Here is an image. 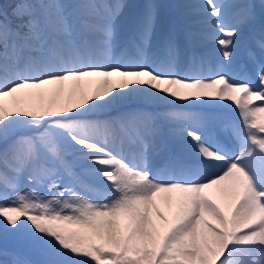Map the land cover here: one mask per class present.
Listing matches in <instances>:
<instances>
[{
    "label": "snow or ice",
    "instance_id": "6c2138e0",
    "mask_svg": "<svg viewBox=\"0 0 264 264\" xmlns=\"http://www.w3.org/2000/svg\"><path fill=\"white\" fill-rule=\"evenodd\" d=\"M164 7L0 4V237L37 257L0 264H264V0L259 19L251 0L180 5L207 33ZM245 31L255 79L233 67ZM209 37L227 63L204 76L183 42Z\"/></svg>",
    "mask_w": 264,
    "mask_h": 264
},
{
    "label": "rangeland",
    "instance_id": "374dc122",
    "mask_svg": "<svg viewBox=\"0 0 264 264\" xmlns=\"http://www.w3.org/2000/svg\"><path fill=\"white\" fill-rule=\"evenodd\" d=\"M3 2H7V6L11 5L15 2V0H3ZM133 2H138V0H133ZM161 4H163L165 7L163 9L166 20L170 22H175L178 27L180 28L181 32L184 34H187L188 32H200V33H207L210 31L208 26L201 22L202 18L195 14L194 9H184L179 7L180 5H188V4H196V3H202V0H159ZM228 2V0H226ZM233 3H240L242 0H231ZM252 3L257 5V12L260 13V0H251ZM234 11V10H233ZM184 13V15H182ZM170 17L172 18V21L170 20ZM247 43V45H246ZM184 59L185 61L188 60V58L193 54V52L199 56L204 58V67L200 74L204 76H210L213 74L211 70H214L216 66L220 63H227L226 61H223L222 56L220 55V47L209 37L208 39L202 41L199 44H192L190 42L189 47L184 45ZM193 49V50H192ZM251 49L253 51L257 52V56H259V50L256 48V46L253 44V37L252 33L250 31H245L244 37L242 40V43L239 48V57L233 62V67L239 69L243 67L251 76L253 79H255V66L253 64V61L248 56V50ZM189 69L186 67L185 71H188ZM190 74H193L190 72ZM177 105H190L191 101H177ZM220 107H216L213 109L214 111L218 113L225 114L235 121L239 122V116H238V110L235 108L234 105H231L230 107L227 106L230 104V102L223 101L219 102ZM259 103V102H257ZM185 110V109H181ZM191 110L193 111H202V106L199 105V102L196 103L195 106L191 107ZM222 141L224 140V134H221L219 137ZM174 150L179 152V146L178 145H172ZM29 189H33L37 191L39 194L50 197L53 195L52 192H50L46 187L44 186H37L35 184L29 183L27 180L21 181L20 191H27ZM77 191H80L77 189ZM10 195H14L10 193ZM162 210L167 212L166 206L163 204L161 205ZM0 223H2V220H0ZM7 248L9 252H20L24 255H29L30 258H37L35 254L30 253L29 250L24 246V244L15 238H12L9 236L7 241L3 239V237H0V250L3 248ZM11 256H0V261L3 260H10Z\"/></svg>",
    "mask_w": 264,
    "mask_h": 264
},
{
    "label": "trees",
    "instance_id": "16d2710c",
    "mask_svg": "<svg viewBox=\"0 0 264 264\" xmlns=\"http://www.w3.org/2000/svg\"><path fill=\"white\" fill-rule=\"evenodd\" d=\"M0 4H3V5H5V6H7V5H6L7 2H3V0H0Z\"/></svg>",
    "mask_w": 264,
    "mask_h": 264
}]
</instances>
